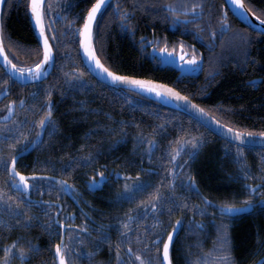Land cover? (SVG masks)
I'll list each match as a JSON object with an SVG mask.
<instances>
[{"label":"trees","instance_id":"1","mask_svg":"<svg viewBox=\"0 0 264 264\" xmlns=\"http://www.w3.org/2000/svg\"><path fill=\"white\" fill-rule=\"evenodd\" d=\"M94 2L46 0L45 22H50L46 30L55 51L54 69L46 80L31 86L20 85L6 75L0 65V93L35 94L34 103L26 107H40L41 111L45 110L42 106L46 100L52 102V119L56 124L54 133L50 136L44 131L37 148L16 164L20 172H37L55 178L31 181L40 185L39 191L31 188V197L60 201L63 210L59 221L63 224L70 212H76L75 227L72 226L75 231L71 232V237L79 233L83 242L78 239L70 242L67 230L65 243L80 253L92 251L94 255L91 260L76 255L75 264H119L116 244H120V258L124 264H140L135 258L136 252L145 259L155 256L154 246L150 244L146 250L136 242V238L139 229V234L155 240L159 228L145 230L149 229L156 216L166 231L171 230V222L177 217L183 220L184 226L179 228L170 252L173 264H189L191 259L212 249L217 242L216 226L221 221L228 225L236 264H264V202H261L264 188L255 194L248 189L249 185L264 184V179H260L264 177V149L227 142L185 113L95 79L82 62L76 32L83 23L82 17ZM199 2L201 0H113L109 4L111 6L101 13L94 29L97 55L115 72L166 82L226 125L260 133L264 131V83L260 82L264 80V34L242 24L227 8L225 0H202V9L196 10L202 11V15L188 24L173 23L172 13L164 7L173 4L179 11L181 6ZM244 2L264 20V0ZM28 4L29 0H8L2 12L7 54L13 63L26 67L42 58V52L35 51L39 43L30 23ZM48 4L52 5L51 9L47 8ZM116 6L121 11L134 9V15L129 17L130 24L122 25ZM224 13L231 27L222 32L219 21ZM211 31L216 35L212 36ZM152 34L155 39L159 38L158 46H176L177 49L181 45L190 55L195 52L202 57L203 66L199 73L190 78H177L174 70L162 67L159 60L153 59L143 47L141 38L146 35L151 39ZM76 69L83 73L80 79L90 83L83 87L70 84L64 74ZM5 80L8 83L4 89ZM253 80L257 81L255 85L250 83ZM48 91L52 93L50 97L47 96ZM28 128L29 124H23L24 132ZM189 136L202 140L194 157H190L187 151L190 144L181 146L176 143L178 139L188 140ZM140 138H143V143L139 142ZM149 139L155 141L151 152L148 151ZM238 146L243 149L242 163L246 165L243 171L248 172L246 179L236 162ZM181 147L184 150L174 161L171 160V150ZM17 150L21 149L11 151L15 153ZM8 152L7 148V155ZM102 163H107L104 165L124 176L86 199L77 193L78 188L87 191L88 175L100 169ZM181 164L183 168L178 166ZM169 169L176 173L174 187L171 188L168 182L173 180V176ZM4 172L0 167V177ZM189 175L194 177L199 193L187 189ZM58 180L74 186L75 191L62 192ZM138 180L144 183L143 190L132 193L133 199H121L120 194L127 192L124 185H134ZM2 183L1 177L0 187L6 188L7 196L16 195L10 184L4 186ZM157 185H160L159 191L164 196L171 193L177 200L183 197L189 204H202L201 195H204L217 204H234L238 211L223 217L218 207H209L204 215L197 214L195 210L155 214L149 211L145 215L146 210L139 202L147 201L149 194L157 190ZM249 195L253 204L244 209L243 201ZM164 203L175 207L171 201ZM56 211L55 206L49 209L33 205L27 213L33 219L27 225L20 217H12L6 209L0 208V219L10 225L0 224V246L16 241V245L27 247L30 241L38 246L39 251L30 253L23 264H57L54 245L59 242L58 233L62 230L51 219L55 218ZM127 215L138 216L139 219L129 223L128 239L122 241L120 222ZM16 220H21V223L17 225ZM194 221L201 222L203 229L188 227ZM46 224L50 227H45ZM84 225H88V232L81 230ZM101 226L102 231L98 230ZM102 232L107 233L110 243L98 239ZM129 245L132 253L127 251ZM159 247L162 251V244ZM4 248L0 247L1 252ZM73 255L74 252H69L68 258L71 260Z\"/></svg>","mask_w":264,"mask_h":264},{"label":"snow or ice","instance_id":"2","mask_svg":"<svg viewBox=\"0 0 264 264\" xmlns=\"http://www.w3.org/2000/svg\"><path fill=\"white\" fill-rule=\"evenodd\" d=\"M8 2V0H0V6L5 5ZM232 3L234 5L240 6L241 0H232ZM108 5V0H95L94 3L91 4L90 8H88L86 15L82 17L83 23L81 26H78L76 28V32L78 33V41L80 45L83 48V51L86 53L89 64L88 67L90 70L97 69L101 73L106 74V77L110 78L114 83H123L125 85L134 86L136 89L139 90H145L148 92H153L157 96L161 95H167L170 97H175L177 101H188V97L185 95H182L180 92H178L176 89L171 88L167 85H160L153 81L137 78L134 76H127V75H119L117 72L111 71L109 68L105 67L103 63H101L100 58L96 54V49L94 45V25L97 22V14L102 11L103 6ZM10 7V4H9ZM28 8H30V14L32 18L34 19L35 25L39 30L40 37L42 39V45L38 44L35 51L37 53L42 52V58L39 59L38 62L34 63L30 67H26L22 64L13 63L12 60L9 58L7 52L5 51L4 47V36H3V20H2V10H0V55H2L3 58V64H4V70L6 75L9 77L15 76L17 81L20 82H40L42 78H45L48 74V67L50 63L54 62V52L53 47L51 43L49 42V35L46 32V27H50V22L46 24L45 22V2L44 0H30V3L27 5ZM52 5L48 4L47 8L51 9ZM117 7V14L119 15V18L122 22V25H128L130 24L129 17L134 15V9L133 10H123L121 11L119 6ZM166 10L170 13H172V21L173 23L180 22V23H192V21L199 16L202 15L201 12H197L196 10L198 8L202 9V0L199 3H192L190 6H181L180 10L177 11V7L173 4H167L164 6ZM252 15H255V13H252ZM191 17V18H190ZM257 19H260V17H257ZM220 30L227 31L231 25L229 24L228 20L225 16L220 17ZM264 31V28L261 29ZM212 36H215V31H211L210 33ZM55 35V33H53ZM29 51H32L31 49ZM160 51L165 52L167 51V48H162ZM201 59L199 55H197L195 52L192 53L191 59L187 61L188 65L193 66L192 70H195L196 67H198L197 62ZM184 63V61H181ZM83 73L80 69H76L74 71H70L68 73H65V77L67 78L68 82L75 86L76 84H79L81 87L85 86L86 84L90 83L87 81H83L80 79L81 75ZM261 83H264V80L260 81ZM3 83L6 85L8 83L7 80L3 81ZM253 85L257 83L256 80L250 81ZM2 94V93H0ZM51 91L47 92V96H51ZM33 98H35V94L33 95ZM19 103L21 107L24 105V100L21 98L18 102L17 101H9L8 105L5 107V111L8 113V115L0 118L2 120H9L12 121L11 127H9L6 124H0V139L2 140H11L12 143H8L6 147L9 149L7 157L4 156L3 152L0 151V167L3 168V170L7 173V180H5L4 184H10L12 189L15 191V196H7L4 188L0 187V208H4L8 211L9 215L12 217H20L21 220L25 222V224L30 225L32 222V217L28 216L27 213L29 212L30 208L33 205L47 208L53 207L52 201H34L32 200L29 192L31 188H36V190H40L39 183L32 184L30 181L37 180L40 177V174L37 172H32L29 174V176H25L22 172H19L16 168L17 159L19 156V152L13 153L11 150L15 149L17 144L23 139L28 140V137L25 133L19 131L17 128V125L19 124L20 127H23L22 124H20L19 121L13 120L14 116V108ZM34 107V106H33ZM191 107L195 109L197 112L203 113L204 109L200 108L198 105L192 103ZM214 119V118H213ZM216 124H219L220 121L216 120ZM34 126H38V130L36 131L35 135L37 137H40L41 133L44 131H47L48 134L51 136L56 128L55 121L52 119V102L50 100H46L45 110L43 111V115L38 119L33 121ZM225 128H227L228 132L232 134L234 137V142L238 145H241L245 141V135L241 133L238 129L235 128H228L227 125H224ZM16 132L15 135H9V133ZM255 135L254 133H247L248 137H252ZM259 136L264 137V131L259 133ZM36 140H30L26 144L21 145V151H26L29 147H31L32 144L36 143ZM139 142L143 143V138H140ZM202 142L201 138L199 137H193L189 136L188 140L180 141L179 139L176 141V143L183 146L184 144H190L191 148L188 149V154L190 157H194L195 152L198 150L200 143ZM149 147L148 151L151 152L153 145L155 144V141L153 139H149L147 141ZM183 147L180 149H172L171 150V160H175L176 156L180 155V152L183 151ZM243 159V149L242 147L236 148V162L240 164L243 178H248V172L243 171V169L246 167L244 163H242ZM264 159V158H262ZM187 163V161H185ZM180 168H183L184 165H178ZM262 171H264V168H262ZM169 172L173 176V180H170L168 182V187H174V179H175V171L174 169H169ZM139 173H137V177L139 178ZM101 180H103V173H100ZM50 181L55 179L53 177H47ZM260 179H264V177H261ZM57 183L61 186L62 192H72L75 191L74 186L68 185L66 181L64 180H58ZM97 181L94 179L90 181L91 186H95ZM51 184L49 186V191H51ZM145 187L143 182L137 181L136 184L129 186L128 184L124 185V188L127 190L125 193L120 194L121 199H133L134 196L132 193L142 191ZM257 187L264 188V184L261 185H249L248 189L250 192L254 193L257 189ZM157 190L153 193L149 194V198L147 201L141 200L139 202L140 205L143 206V209L145 211V215L147 212L155 213H162V212H173L175 210H181V211H191L195 210L197 214L204 215L207 213V209L209 207L216 208L218 207L220 209L219 214L223 217L225 215H231L237 210V206L234 204H217L216 202L209 200L207 196L201 195L202 204H189L188 201L181 197L179 200L176 199V197L173 194H169L168 196H164L160 193L159 188L160 185L156 186ZM187 189L190 191H195L197 193L200 192L199 187L197 186L194 177L189 175L187 177ZM261 202H264V192H261ZM164 201H171L174 203L175 207L168 206L164 203ZM250 204H253L252 197L249 195L246 197L243 201V206L248 207ZM57 209L61 208L62 206L57 204L55 205ZM132 210L130 209L129 212ZM214 215V214H213ZM68 218V217H66ZM53 222L58 223L62 228L66 227L69 231L70 236V242L71 240H80L83 242V238L79 236V233H77L76 237H71V232L75 231V228L72 226H65L63 225V221H57L55 218H51ZM134 219H139V217H133L131 215H127L125 220H122L120 222V227L122 228V231L120 233L122 241L128 239V232H129V223L133 221ZM21 220H16V224L19 225L21 223ZM215 222V221H214ZM0 224L5 225L6 227H10L7 221L0 219ZM184 223L183 220L179 217L176 218L174 222H171V230L166 231L165 226L163 225V222L159 219L158 216L154 218L153 223L149 226V229H146L145 232L149 230H155L156 228H159V232L155 235V240H150L146 234H139V229H137L138 235L136 238V242L138 244H142L144 249L148 250L149 245L155 247V256H150L148 259H145L143 256L140 255L139 252L135 253V258L140 262V264H173V261L171 259L170 255V249L174 245L175 238L174 234L178 232L179 228L183 227ZM45 227H50V225L46 224ZM81 227V226H76ZM190 228L195 229H203V224L201 222H192L188 225ZM103 226H101L102 231ZM217 242L214 244V247L210 249L207 253H202L201 256H197L194 259H191L189 261V264H236V260L234 255L231 251V243H230V237L228 233V225L225 224L223 221H221L217 226ZM82 230L84 232H88V228L86 225L82 227ZM58 235H60V240L54 245V257L55 260L58 261V264H75V256L81 255L86 256L89 260H91L94 253L92 251H88L85 253H80L78 249H72L69 247L68 243H64V236L63 232H59ZM101 241H109V237L107 233H103L98 238ZM110 243V241H109ZM17 242L14 241L12 246H6L4 248V257L0 258V264H8V259L11 258V255L18 256L19 260L22 262L25 259H27L30 255V253L36 251H39V248L37 245L32 244L30 241L28 242V246H19L16 247ZM162 244V251L159 245ZM116 248V259L119 262V264H124V262L120 258V244L115 245ZM127 251L129 253H132V248L129 245L127 248ZM74 252V255L72 256L71 260L68 258V253Z\"/></svg>","mask_w":264,"mask_h":264},{"label":"water","instance_id":"3","mask_svg":"<svg viewBox=\"0 0 264 264\" xmlns=\"http://www.w3.org/2000/svg\"><path fill=\"white\" fill-rule=\"evenodd\" d=\"M44 2H46V0H44ZM111 2H112V0H108V4H110ZM29 3H30V0H29ZM225 4H226L227 8L244 25H246L247 27H249L250 29H252L254 31H257L259 33L264 34V31L261 30L262 28H264V20L257 19V16L256 15H252L253 12L248 8V6L244 2V0H241L242 7L237 6V5H234L232 3V0H225ZM107 6L108 5L103 6L102 11L97 14V20H98L99 16L101 15V13L105 10V8ZM3 8H4V5L3 6H0V10H2V12H3ZM224 15H226V13H224ZM29 18H30V23H31V26H32L33 31L35 33V36H36V38L38 40V43L40 45H42V39L40 37L39 30L36 27L35 22H34V19L32 18L31 14H30V8H29ZM95 26H96V24L94 25V29H95ZM46 32H47V30H46ZM141 39L144 40L145 37H143ZM49 42L52 45V42L50 40V37H49ZM152 43H153V40H150L148 42V45H151ZM52 47H53V45H52ZM5 51H6V49H5ZM79 51H80V56H81V59H82L83 64L85 65V67L87 68V70L89 71V73L95 79H97L98 81H100V82H102V83H104L106 85H109L111 87H114V88L126 89V90L133 91V92L138 93L139 95H141V96H143V97H145L147 99H150L152 101H155V102H157V103H159V104H161V105H163L165 107H168V108L177 110L179 112L185 113L188 116H190V117L194 118L195 120L199 121L205 128L209 129L214 134H216V135L224 138L225 140H227V141H229V142H231V143H233L235 145H238L237 143L234 142V137L232 136V134L229 133L228 130H227V128L224 127V125H226L225 123H223V122L220 121L219 124H216L215 121L218 120V119H216L214 116H212L210 113H208L204 108H202L195 101H193L190 97H188L187 95H185L180 90H178L177 88L173 87L172 85H170V84H168L166 82L154 80V79L147 78V77L134 76V77H137V78H141V79L153 81V82H155L157 84H160V85H167V86H169L171 88H174L178 92H180L182 95L187 96L188 97V101H183V100L177 101L175 99V97H170V96H167V95L157 96L153 92H148V91H145V90H139V89H136L134 86L125 85L123 83H119V84L114 83L110 78L106 77V74L101 73L99 70L94 69V68L92 70L89 69V67H88L89 61H88L87 55L83 51V48L80 45V43H79ZM53 52H54V57H55L54 48H53ZM96 54H97V52H96ZM152 54H153V56H157L161 60V65L162 66L170 65V66L176 68L177 70H179L180 71V75H189V74H192V73H195L196 74V73H198L202 69V66H203V58L201 57V59L197 62L198 67H196L195 70H192V67L193 66L187 64V61L189 59H191V57H188V53L187 52L182 53V50L181 49H180V51L178 53H175V52L169 51V50H167L165 52H162L157 47H153L152 48ZM182 60L184 61V63L181 62ZM100 61H101V63H103L101 59H100ZM54 64H55V60H54V62L50 63V65L48 67V74H47V76L45 78H42V80L40 82L46 80L51 75V73H52V71L54 69ZM0 65L4 69L2 55H0ZM105 67H107V66L105 65ZM107 68H109V67H107ZM111 71H113V70H111ZM118 74L119 75H126V74H121V73H118ZM127 76H132V75H127ZM10 78L12 80H14L15 82L21 84V85H30V84H34V83H39V82H32V81L20 82V81H17V79H16L15 76L10 77ZM192 103H194V104L198 105L200 108L204 109V112L203 113L197 112L195 109H193L191 107V104ZM7 115H8V113H7ZM0 121H8V120H2V119H0ZM228 128H233V127L228 126ZM239 131L245 135V141H244V143L241 144V145H239V146L246 147V148L264 149V137L259 136V133H254L255 135H253L252 137H248L247 136V133H249V132H245V131H241V130H239ZM25 153H26V151L20 152L18 158L21 157L22 155H24ZM23 174L25 176H29V174H26V173H23ZM47 177H52V176L40 174V177L39 178H47ZM93 179L95 181H97V183L95 184L94 187L90 185L91 189L92 190H95V189L101 187L102 181L104 180V178H103V180H101V178H100V180H97L95 178H93ZM30 183H31V181H30ZM261 184L262 183H257L256 185H261ZM258 190H260V187H257V189H256V191L254 193H256ZM254 193L251 192V194H254ZM29 194L31 196V189H30ZM31 198L34 201H44L42 199H37V198H33V197H31ZM52 202H53V205L59 204V205L62 206L55 213V219L57 221H59V216H60V214H61V212L63 210V204L60 201H52ZM57 225L60 226L58 223H57ZM65 226H67V225H65ZM61 230L63 232L64 243H65L67 228L66 227L62 228L61 227ZM176 234L177 233L174 234V238H175ZM170 252H171V249H170ZM56 262L58 264V261H56Z\"/></svg>","mask_w":264,"mask_h":264},{"label":"flooded vegetation","instance_id":"4","mask_svg":"<svg viewBox=\"0 0 264 264\" xmlns=\"http://www.w3.org/2000/svg\"><path fill=\"white\" fill-rule=\"evenodd\" d=\"M224 16L226 17V15H224ZM172 27L173 26H171V28ZM143 37H145V39L142 40L144 42L143 47L149 51V53H150V55L152 56L153 59L156 58L157 60H159L160 64H161V60L157 56H153V54H152V48L153 47H157L158 49L167 48V50L173 51L175 53H178L180 51V49H181L182 50V53L187 52L188 53V57H191L189 51L188 50H184L181 45H179L177 49H176V46H173L171 48H168L167 46H165V47L164 46H158L160 40H159V38L155 39L156 37L154 36V34H152L151 39L148 38L146 35L143 36ZM150 40H153V43L151 45H148V42ZM172 42H175V40L174 41L172 40ZM191 42H193V40ZM162 67H165V68H169V69L174 70L176 72V74H177V78H180V76L181 77H188V78H190L192 76H196L195 73H192V74H189V75H180V71L177 70L176 68L170 66V65L162 66ZM29 86H31V84ZM5 88H7V85L4 87V89ZM21 98H23V100H24V105H23V107H21L19 105V103H17V105L15 106V109H14L13 120L19 121L20 124H22V125L23 124H29V128H28V130L26 132H24V130H22L23 127H20L19 124L17 125V128L19 129V131H21V132H23V133H25L27 135L28 140H23L22 139L17 144L16 149H21V145L28 143V141H30V140H36L37 142L34 143V144H32L31 147H29L26 150V153L24 155H22L21 157H19L18 160L20 158L24 157L26 154L31 153L35 148H37V145L39 144L40 139L43 136L44 132L41 133L40 137H37L35 135V133L38 130V126H34L33 121L38 120L43 115V111H44V108L43 107L46 104V102L43 104V106H42L43 110L42 111H41V108L40 107L39 108H32V109H30V108H27L26 106L28 104H33L34 101H35V99H36V98H33V94L32 93L29 94L28 96H25V95H21L20 96L18 94H14V93H11V92H9V93H2V94H0V106H1V109H0V118L1 117H4L5 115H7V112L5 111V107H6V105H8L9 101H17L18 102ZM0 124H6L9 127H11L12 121H9V120L8 121H0ZM15 134H16L15 131L12 132V133H9V135H15ZM0 142H1L0 151L3 152V154H4L5 157H7V147H6V145L8 143H12L13 141L0 139ZM16 152H19L20 153L22 151L21 150L20 151L17 150V151H15V153ZM18 160H17V163H18ZM104 164H107V163H102V167L100 169L93 170V172L88 175V177L86 179L87 191H84L83 189L78 188V191H77L78 194L83 195V197L87 199V197L90 194H92L93 192H95V191L97 192L99 189L101 190L106 184H111L113 181H117V180H119L120 178H122L124 176L121 172H119V171H112L111 168L105 166ZM100 173H103L104 174V176H103L104 180L102 181V185H101V187H99V188H97L95 190H92L91 187H90V185H91L90 184V181L93 180V178H95L97 180H100V178H101ZM1 177H2V180L4 182L6 180V173L4 172L3 174H1ZM1 177H0V179H1ZM2 185L6 186L7 184L2 183ZM4 190L6 191V188ZM53 206H55V205H53ZM75 213L76 212H70L69 217L66 218V220H65L66 223H64V225L75 227L73 225V222L75 221V215H76ZM68 219H70V222H68ZM81 230H82V228H81ZM11 245H13V244H11ZM11 245L4 244L3 246H0V247H6V246H11ZM0 258H5L4 257V251L1 252V250H0ZM16 260H18V257H15L11 261H16Z\"/></svg>","mask_w":264,"mask_h":264},{"label":"rangeland","instance_id":"5","mask_svg":"<svg viewBox=\"0 0 264 264\" xmlns=\"http://www.w3.org/2000/svg\"><path fill=\"white\" fill-rule=\"evenodd\" d=\"M244 209H246V207L244 208ZM236 211H238V210H236ZM12 246V245H11ZM16 247L18 248L19 246L18 245H16ZM15 257H18V256H16V255H11V258H9L8 259V264H21V261L20 260H16V261H11L12 259H14ZM19 259V258H18Z\"/></svg>","mask_w":264,"mask_h":264},{"label":"bare ground","instance_id":"6","mask_svg":"<svg viewBox=\"0 0 264 264\" xmlns=\"http://www.w3.org/2000/svg\"><path fill=\"white\" fill-rule=\"evenodd\" d=\"M250 9V8H249ZM233 14V13H232ZM234 15V14H233ZM235 16V15H234ZM257 16V15H256ZM100 17V16H99ZM236 17V16H235ZM258 17V16H257ZM237 18V17H236ZM238 19V18H237ZM261 19V18H260ZM239 20V19H238ZM240 21V20H239ZM241 22V21H240ZM242 23V22H241ZM243 24V23H242ZM249 28V27H248ZM97 51V50H96ZM199 73V72H198ZM209 113V112H208ZM229 126V125H228ZM209 130V129H208ZM212 132V131H211ZM213 133V132H212ZM216 135V134H215ZM218 136V135H217ZM218 137H220V136H218ZM220 138H222V137H220ZM223 140H225L224 138H222ZM225 141H227V140H225ZM227 142H229V141H227ZM231 143V142H230ZM233 144V143H232ZM64 225V224H63Z\"/></svg>","mask_w":264,"mask_h":264}]
</instances>
